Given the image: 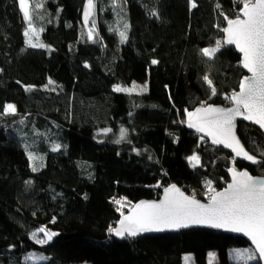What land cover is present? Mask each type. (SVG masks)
I'll list each match as a JSON object with an SVG mask.
<instances>
[{"label":"trees","instance_id":"16d2710c","mask_svg":"<svg viewBox=\"0 0 264 264\" xmlns=\"http://www.w3.org/2000/svg\"><path fill=\"white\" fill-rule=\"evenodd\" d=\"M85 1L28 0L32 42L44 45L32 47L19 0H0V264H183L186 253L209 264L210 252L214 264H260L241 257L251 248L244 239L221 231L124 239L108 231L170 184L187 191L210 181L217 191L230 167L264 176V136L251 124L237 132L255 165L230 161L184 124L186 112L228 106L238 89L244 72L223 29L242 0H92L84 26ZM7 104L16 112L5 114ZM41 226L56 234L44 244L32 239ZM36 254L45 260L30 262Z\"/></svg>","mask_w":264,"mask_h":264},{"label":"snow or ice","instance_id":"6c2138e0","mask_svg":"<svg viewBox=\"0 0 264 264\" xmlns=\"http://www.w3.org/2000/svg\"><path fill=\"white\" fill-rule=\"evenodd\" d=\"M243 7L236 19L228 20V27L224 28L225 39L223 44L235 45L243 54L241 64L252 75L244 77L239 82V91L234 92L229 99L233 106L218 108L206 105L197 108L195 112H188V126L195 127L198 132L212 137L214 144H223L229 147L237 157L257 163L256 157L250 155L236 137L235 120L242 117L264 129V0H242ZM24 19L29 22L24 35L28 37V44L32 47H44L40 43H33L31 37L37 35L31 25V16L26 0H19ZM195 7V4H192ZM94 7L92 0H88L85 9V21L91 15ZM243 17V18H241ZM227 19V17H226ZM95 24L93 22V29ZM92 30L88 32V39H92ZM121 40L126 39L125 33H120ZM222 46L221 41L216 42V47L202 49L204 56H213ZM153 64L157 61L153 60ZM204 79L209 86L212 81L207 76ZM54 83L49 80V84ZM26 90H31L28 86ZM115 91H127L119 86ZM212 94L216 95V89L212 88ZM16 108L12 104L4 106V113H15ZM111 131L105 129L104 132ZM125 136V130H120V139ZM117 143L120 140L116 141ZM60 146L54 145L53 151ZM38 159L29 154V160ZM193 166L199 164V157L195 154L188 157ZM36 168H33L35 171ZM232 171V183L223 192H215L208 182L209 196L207 205L201 204L195 198L185 196L175 185L164 189L165 197L159 203L141 202L133 206L131 213L124 216L119 222V227H110L108 231L116 236L135 237L141 232L163 231L165 228H185L190 224H206L213 228H226L229 231L243 232L249 236L255 245V252L248 255L249 260H264V179L255 178L247 171ZM120 204L121 201H114ZM39 232L44 233L47 239L38 240V243H47L55 233L48 232L41 227ZM36 234L33 233V236ZM31 259V257H29ZM43 259V257H40Z\"/></svg>","mask_w":264,"mask_h":264},{"label":"water","instance_id":"95a60500","mask_svg":"<svg viewBox=\"0 0 264 264\" xmlns=\"http://www.w3.org/2000/svg\"><path fill=\"white\" fill-rule=\"evenodd\" d=\"M87 2H88V0H86V1L84 2L83 8H82V13H81V21H82V23H83L84 26L87 25V22L89 21V19L92 17V14H93V8H92V10H91V15L88 17V20H87V22H86V21H85L84 13H85V9H86ZM242 7H243V6H242ZM241 18H243V17H241ZM234 19H236V18H234ZM234 19H232V20H234ZM226 27H228V21H227V23H226V25H225L224 28H226ZM223 39H225V33H224V31H223ZM225 45H226V44H225ZM226 46H232V47L234 48L235 52H236V53L239 55V57H240V66H241V69H242L243 72H244V75L241 77V79H243L244 77L251 76L252 74H251L250 72H248L247 69H245V68L242 67L241 60H242V56H243V54L240 53V52L236 49L235 45H226ZM241 79H240V80H241ZM238 91H239V86H238V89H237L235 92H238ZM232 94H233V93H232ZM232 94H231V95H232ZM231 95H230V96H231ZM229 102H230V104H229L228 106L215 105V104H209V105H212L213 107H218V108H229V107H232V106H233V104H232V102H231L230 100H229ZM203 106H206V105H199V106L195 107L194 109H192V110H190V111H188V112H195L197 108H201V107H203ZM188 112L185 113V116H184V124H185V128H186L189 132L194 133L195 135H197V136H199V137H202V138L206 139L207 142H208V144H209L210 146H213V147H219V148L224 149V150L227 151V152L233 157V159H235V160L241 161V162L246 163V164H248V165H255V164H257V163H259V162L261 161L259 158H256L257 163H252L251 161H248V160L244 159L243 157H237V156L235 155V153L232 151L231 148H229V147H225L223 144H214V143L212 142V137H211V136L205 135L204 132H198V131L196 130L195 127H189V126H188V116H187V113H188ZM240 122H242V123H246V124H251V125L254 126L256 129H258V130L260 131V133H261L263 136H264V129H260V128H259V125H256V124L252 123L251 121L244 120L242 117H237L236 120H235V129H234L235 135H236V137L239 139L241 145L245 148V150H246L250 155H252V154L246 149V147L244 146L242 140L240 139V137H239V135H238L237 128H238V123H240ZM230 170H235L236 172L247 171V172L249 173V175H251V176H253V177H255V178H258V179H264V176L252 175V174H251L247 169H245V168L242 169V170H237V169H235V168H233V167H230V168L226 169V174H227V176H228V181L226 182V184H225V186H224L223 188L217 190L216 192H223V191L228 187V185H229L230 183H232V171H230ZM172 185H175L176 188H178V189L180 190V192H182L185 196H188V197H190V198H194V197L189 196V195H188V194H187V193H186L181 187H179L177 184H170V185L164 187V188L161 190L160 196H159L157 199H140V200L136 201V202L132 205V207H131L126 213H124L123 215H121V216L119 217V219H118L117 222L115 223L114 228L119 227V222L123 219L124 216H127V215H129V214L131 213V210H132V208H133L134 205H136V204H140L141 202H145V203H149V202H152V203H159L160 201H162V200L164 199V197H165L164 189H165V188H168V187H170V186H172ZM195 199H196L197 201H199L201 204H205V205H207V204L209 203V200H208V201H202V200L197 199V198H195ZM193 228L211 229V230L221 231V232H223V233H226V234H229V235H232V236H238V237L244 239L245 242H246V243H247V244L253 249L254 253L256 254V257H259V253H258V252H255V245L253 244L252 240L250 239L249 236L245 235L243 232L229 231V230H227L226 228H213V227H209V226H207L206 224H190L188 227H185V228H178V229L165 228L163 231L141 232V233H139L138 235H136L135 237H129V236H127V235H125V236H123V237H119V236H116L114 233H112V234H113L114 237H116V238H118V239H124L125 237H128V238H137V237H140V236L152 235V234L176 233V232H179V231L188 230V229H193ZM258 260H259L260 264H264V260H260V259H258Z\"/></svg>","mask_w":264,"mask_h":264},{"label":"rangeland","instance_id":"374dc122","mask_svg":"<svg viewBox=\"0 0 264 264\" xmlns=\"http://www.w3.org/2000/svg\"><path fill=\"white\" fill-rule=\"evenodd\" d=\"M26 3L28 5V0H26ZM28 9H29V5H28ZM13 105V104H12ZM230 161H233V158H230ZM211 188L215 191V188H213L211 186ZM189 196L191 197H194V198H198V197H202L200 200L202 201H208L209 200V196L212 194L210 191H209V188H208V184L204 186V188H200V189H191V190H187L185 191ZM216 192V191H215ZM132 207V206H131ZM129 207V209L131 208ZM128 209V210H129ZM43 228H46L48 232H51L53 233L49 228H47L46 226H41ZM40 227V228H41ZM38 228V229H40ZM38 229L36 231H34L33 233H35L36 235L33 236V233H32V239L37 242L38 240H44V239H47V237L44 235V233H41L38 231ZM49 241V240H48ZM38 243V242H37ZM41 244V243H39ZM44 244V243H43ZM253 254L256 256V254L254 253L253 249L252 248H245L243 249V251L241 252V257L245 258L243 259L245 262L247 261H253V260H249L248 259V255L249 254ZM29 257H31V259H29L30 262H33V263H39V262H43L45 260V258L41 255H29ZM40 257H43V259H40ZM229 257L230 259H236L238 258V254L236 252L233 253L232 250L229 251ZM182 262L183 264H195V261H194V258L192 256V254H189V253H186L183 255V258H182ZM207 262L209 264H214L216 262V255L214 253H209L207 255ZM76 264H91V262L89 261H83V262H80V263H76Z\"/></svg>","mask_w":264,"mask_h":264},{"label":"bare ground","instance_id":"6f19581e","mask_svg":"<svg viewBox=\"0 0 264 264\" xmlns=\"http://www.w3.org/2000/svg\"><path fill=\"white\" fill-rule=\"evenodd\" d=\"M198 199V198H197Z\"/></svg>","mask_w":264,"mask_h":264}]
</instances>
